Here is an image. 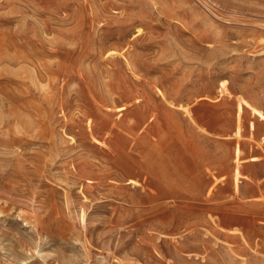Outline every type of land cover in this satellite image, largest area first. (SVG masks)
Instances as JSON below:
<instances>
[{
    "label": "rangeland",
    "instance_id": "obj_1",
    "mask_svg": "<svg viewBox=\"0 0 264 264\" xmlns=\"http://www.w3.org/2000/svg\"><path fill=\"white\" fill-rule=\"evenodd\" d=\"M0 264H264V0H0Z\"/></svg>",
    "mask_w": 264,
    "mask_h": 264
},
{
    "label": "bare ground",
    "instance_id": "obj_2",
    "mask_svg": "<svg viewBox=\"0 0 264 264\" xmlns=\"http://www.w3.org/2000/svg\"><path fill=\"white\" fill-rule=\"evenodd\" d=\"M114 113V112H113ZM126 149V148H125ZM127 152V151H126Z\"/></svg>",
    "mask_w": 264,
    "mask_h": 264
}]
</instances>
